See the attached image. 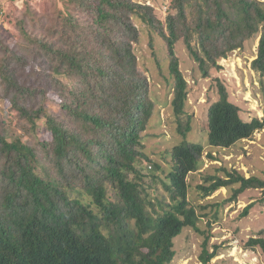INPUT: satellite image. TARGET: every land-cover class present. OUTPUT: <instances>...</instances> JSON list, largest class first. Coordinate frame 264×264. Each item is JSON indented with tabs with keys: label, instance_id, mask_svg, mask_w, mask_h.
I'll list each match as a JSON object with an SVG mask.
<instances>
[{
	"label": "trees",
	"instance_id": "trees-1",
	"mask_svg": "<svg viewBox=\"0 0 264 264\" xmlns=\"http://www.w3.org/2000/svg\"><path fill=\"white\" fill-rule=\"evenodd\" d=\"M65 3L68 10H57L41 38L27 31L25 17L8 20L19 41L8 46L0 36V99L9 103L0 107V264H169L185 227L204 234L199 260L209 264L217 247L210 250V235L198 227L186 180L199 169L204 146L188 139L189 85L175 47L183 44L207 76L220 58L259 37L251 67L262 83L264 1L171 0L163 22L139 1ZM143 30L149 45L154 34L164 42L171 78L168 124L178 139L161 160L145 151L156 105L149 68L139 66L134 49ZM31 59H40L34 72L25 69ZM53 89L63 98L59 118L45 106ZM218 94L207 110V146L229 148L264 127V119L241 117L221 83ZM220 170L224 176H204L202 197L232 184L231 200L264 187L255 175ZM157 183L167 200L154 195ZM246 244L264 253L263 237Z\"/></svg>",
	"mask_w": 264,
	"mask_h": 264
},
{
	"label": "rangeland",
	"instance_id": "rangeland-1",
	"mask_svg": "<svg viewBox=\"0 0 264 264\" xmlns=\"http://www.w3.org/2000/svg\"><path fill=\"white\" fill-rule=\"evenodd\" d=\"M133 1L152 5L162 22L165 21L171 2V0ZM65 4V0H0V36L8 46L19 41V32L8 20L19 21L25 17L27 31L41 38L47 32V28L52 26L57 10H68ZM153 38L154 44L151 46L148 33L143 30L134 49L139 58V66L143 70H145L143 64L149 68V71H144L149 80L148 96L156 105L153 123L148 127L144 137L145 151L161 160V153L175 144L178 138L168 124L171 119L169 98L172 90L167 83L171 78L167 71L165 45L159 36L154 34ZM258 40L259 37L246 40L240 48L220 58L217 62L219 67L210 68L207 76L202 75L197 63L189 57L183 44L177 43L175 47L180 69L189 85L187 110L192 114L193 120L188 139L198 141L204 146L199 169L189 173L186 180L188 199L200 216L198 227L210 235V250L214 249V245L217 247V254L209 264H264V253L260 248H252L246 244L249 237L264 238V233L260 232L264 229V187L246 188L233 200L230 199L233 193L231 189L237 187V184H232L231 188L221 187L206 197H202V192L198 188L204 183L203 178L206 175L224 176V171L220 170L222 167L231 172L237 171L245 177L255 175L264 180V127L255 131L251 138L238 141L229 148L213 149L205 142L207 110L219 97L218 83L226 87L229 100L239 106L240 115L244 120L253 117L264 119V77L261 83V77L251 67V61L257 54ZM31 48L29 45V49ZM153 51L160 59V70L152 55ZM25 55H29L28 52H25ZM39 60L26 61L25 69L30 72L36 71L32 69V65L40 63ZM39 68L45 69L44 74L47 73L48 67ZM47 96L46 108L59 118L57 105L63 98L58 90L54 89L49 90ZM8 105L7 100L0 99V107ZM208 152H211L213 159L207 156ZM147 170L150 171L148 166ZM153 187L156 190L154 195H158V198L164 195L163 198L167 200L168 195L163 192L159 183ZM248 204L250 207L244 213ZM203 238L204 234L191 227H185L174 238L175 255L169 264H202L199 254Z\"/></svg>",
	"mask_w": 264,
	"mask_h": 264
}]
</instances>
